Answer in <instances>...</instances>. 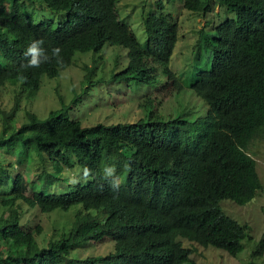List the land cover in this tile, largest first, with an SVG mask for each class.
Segmentation results:
<instances>
[{"label":"trees","instance_id":"16d2710c","mask_svg":"<svg viewBox=\"0 0 264 264\" xmlns=\"http://www.w3.org/2000/svg\"><path fill=\"white\" fill-rule=\"evenodd\" d=\"M119 1L0 0V89L22 86L19 98L0 106V264H192L196 247L184 242L232 257L243 250L249 226L220 203L246 205L263 191L249 147L264 138V0H181L191 12L211 14L218 6L235 14L227 28L196 41L213 56L191 85L206 104L205 116L193 107L161 113L150 99L136 120L84 126L72 111L100 83L150 87L162 76L174 95L185 88L170 68L177 21L163 7L143 15L142 47L119 18ZM43 10L54 18H44ZM38 40L51 59L25 67L24 53ZM105 47L115 50L108 78L97 73L105 64L90 57L84 91L70 105L57 91L61 107L46 117L22 109V97L31 103L44 77L59 78L78 64L72 65L76 55L99 56ZM53 48L61 49L62 63L51 56ZM57 166H80L90 180L61 189ZM24 167L36 169V177H27ZM74 208L73 219L44 236L35 217ZM102 244L106 252L91 251ZM263 253L261 240L252 256Z\"/></svg>","mask_w":264,"mask_h":264},{"label":"rangeland","instance_id":"374dc122","mask_svg":"<svg viewBox=\"0 0 264 264\" xmlns=\"http://www.w3.org/2000/svg\"><path fill=\"white\" fill-rule=\"evenodd\" d=\"M161 7H163V12L171 16L179 25V40L172 56L170 68L177 74L185 88L180 93L175 90L177 96L174 95L171 87L166 84V79H163L162 76H160L161 82L150 87L138 82H132L130 85L107 81L100 83L97 86L90 87L91 92L83 96V103L74 107L72 111L73 117L80 120L84 126H94L98 123L116 124L136 120L147 109L145 107L149 105L150 99L157 101V107L161 113H164V111L170 113L176 107V114L181 107H193L196 109V115L202 114L205 116L206 104L193 94L191 85L199 69L211 67L213 56L212 53L204 52L205 50L202 51L200 48L197 49L196 41L199 36L208 37L215 34L214 32L219 28H227L228 21H233L235 14L225 7L218 6L211 14L191 12L182 7L181 0H120L117 4L119 18L131 26L142 47H145L147 39L142 16L160 12ZM34 9L42 13L40 7H34ZM3 10L5 13L9 12L7 7ZM43 16L48 19L54 18L48 10H43ZM201 48H204V46ZM114 52L113 48L105 47L99 55L105 58L102 62L98 60L99 56L92 52L76 55L72 65L77 63L76 59L78 64L73 67L70 66L59 78H43L41 89L38 95L31 100V103L28 100L26 101L25 97H22V109L27 108L40 117H46L50 110H59L61 107L57 91L63 96L65 104L70 105L73 99L84 91V86L81 84L85 74L83 64L91 63L90 57H94L98 65L105 64L106 67L105 69L99 66L97 69L98 75L100 76L103 73L105 78H108ZM13 86L16 90L11 88L3 92L5 89H0L1 107L10 106L9 99H15L16 95L19 98L22 93L20 83ZM23 116L25 115L23 114ZM16 120L23 121V117L19 115ZM2 129L3 119L0 110V131ZM249 152L256 159L263 191L246 205H237L231 200L220 203L226 215L241 224L246 223L249 226L247 230L248 237L243 242V250L236 257H232L227 252L216 248L209 247L205 249L184 242L188 247H196V252L191 255L192 264H264V253L258 257L252 256L260 241L264 240V138H257L249 147ZM10 160L16 161V157H10ZM23 169L27 170V177L33 179L36 177V169L33 170L30 167H24ZM54 170H57V175L61 178V181L56 185L61 189L64 188V190L70 184H86L90 180L89 175L85 174L80 166L72 169L67 167L63 170L57 166ZM31 171L35 172L32 174ZM75 209H72L69 214L60 213V215L57 212L49 215L39 214L35 219L40 220L44 226V236L48 238L53 228L67 223L69 221L67 219H73ZM106 245H99V249L91 251L93 253H104L106 250L102 248Z\"/></svg>","mask_w":264,"mask_h":264},{"label":"clouds","instance_id":"9594fccd","mask_svg":"<svg viewBox=\"0 0 264 264\" xmlns=\"http://www.w3.org/2000/svg\"><path fill=\"white\" fill-rule=\"evenodd\" d=\"M44 41L38 40L33 41L26 49L24 55L25 57H30L25 67L38 68L42 63L49 62L51 57L45 54V50L42 48ZM60 48H53L51 56L56 58V62L58 64L62 63V57L60 55ZM85 174H87V170H85Z\"/></svg>","mask_w":264,"mask_h":264}]
</instances>
